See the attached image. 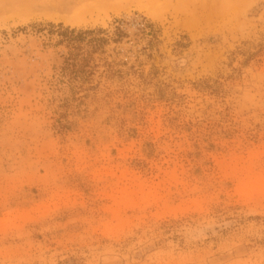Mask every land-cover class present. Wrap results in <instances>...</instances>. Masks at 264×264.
Here are the masks:
<instances>
[{
    "label": "rangeland",
    "instance_id": "rangeland-1",
    "mask_svg": "<svg viewBox=\"0 0 264 264\" xmlns=\"http://www.w3.org/2000/svg\"><path fill=\"white\" fill-rule=\"evenodd\" d=\"M50 1L0 0V264H264V0Z\"/></svg>",
    "mask_w": 264,
    "mask_h": 264
},
{
    "label": "bare ground",
    "instance_id": "bare-ground-1",
    "mask_svg": "<svg viewBox=\"0 0 264 264\" xmlns=\"http://www.w3.org/2000/svg\"><path fill=\"white\" fill-rule=\"evenodd\" d=\"M51 1L55 4L52 5L51 3V7L49 6V8H52L56 11L61 10L63 12L69 13L68 15H66V18L63 16L64 18H60V19H62L66 23H72V24L77 23L78 24V22L84 19L86 15H89L93 13L94 11H95L94 13L96 12L99 13V12H102L103 9L107 10L109 7L114 6V5H110L111 3L118 4V2L121 3V1L126 2L125 7L129 5L131 6L136 5L138 8L145 10L146 13L151 18L161 19L163 18V16H166L168 13H171L174 15L194 14L195 6L201 0H198V1L197 0H128V1L126 0H51ZM48 3H49V0H48ZM40 6H42V4ZM44 7L46 6L44 5ZM115 8L116 7L114 6V9ZM116 9L115 11H120Z\"/></svg>",
    "mask_w": 264,
    "mask_h": 264
}]
</instances>
